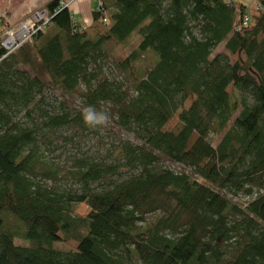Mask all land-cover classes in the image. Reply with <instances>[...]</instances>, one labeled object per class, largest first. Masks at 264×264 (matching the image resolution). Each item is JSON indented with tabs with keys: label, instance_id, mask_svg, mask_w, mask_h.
<instances>
[{
	"label": "trees",
	"instance_id": "trees-1",
	"mask_svg": "<svg viewBox=\"0 0 264 264\" xmlns=\"http://www.w3.org/2000/svg\"><path fill=\"white\" fill-rule=\"evenodd\" d=\"M103 1L0 48V264H264V0Z\"/></svg>",
	"mask_w": 264,
	"mask_h": 264
},
{
	"label": "crops",
	"instance_id": "crops-1",
	"mask_svg": "<svg viewBox=\"0 0 264 264\" xmlns=\"http://www.w3.org/2000/svg\"><path fill=\"white\" fill-rule=\"evenodd\" d=\"M53 0H0V20L4 23L16 25L21 22L27 15L37 12L43 8H48V4ZM234 2L236 5L247 8L249 11L256 7L258 0H253L249 6L244 0H225ZM69 4V10L73 13L74 18L82 25H89L92 19V13L99 7L98 0H62ZM0 21V22H1ZM2 22V23H3Z\"/></svg>",
	"mask_w": 264,
	"mask_h": 264
},
{
	"label": "rangeland",
	"instance_id": "rangeland-1",
	"mask_svg": "<svg viewBox=\"0 0 264 264\" xmlns=\"http://www.w3.org/2000/svg\"><path fill=\"white\" fill-rule=\"evenodd\" d=\"M245 3L247 4V6L251 5L253 3V0H244ZM98 2L100 3L101 2V6L104 8L105 6V3L103 0H98ZM257 2V0H256ZM98 3V5H99ZM64 4L66 6H69V4L67 2H64ZM257 5V3H256ZM255 5V6H256ZM258 6V5H257ZM260 6V5H259ZM251 6L249 7V11L250 10ZM100 9V8H99ZM98 10V9H97ZM33 13L27 15L25 18H27L28 16L32 15ZM32 17V16H31ZM24 18V19H25ZM23 19V20H24ZM1 21V20H0ZM47 21L46 20H41L40 21V24H39V27L44 24L45 22ZM51 22H53V18H51ZM93 22H94V19H93V13H92V19H91V23L89 25H84V26H92L93 25ZM20 23V22H19ZM18 23V24H19ZM51 24L50 22H47L45 24V26ZM44 26V27H45ZM51 25H49L50 27ZM48 27V26H47ZM42 28V27H40ZM46 28V27H45ZM48 29V28H47ZM41 30V29H40ZM40 30L37 31V33H32L33 35L29 36V39H28V36H26L25 34H23L24 36L26 37H18V42H14L13 43V46L10 47L12 49L13 52H11V49H5L9 54L11 53H14L15 51H18L19 49H22L25 45H27L28 43L33 46V44L35 43L34 41L31 42L33 40V38H35L37 36V34L40 32ZM28 39V41H26ZM0 41L4 42V36L0 38ZM26 41V42H25ZM24 42V43H23ZM139 38L138 37H134L132 43L129 45V46H126V47H123L122 45H115V44H110L108 45L105 50L108 52V57L110 59V62L113 63L115 65V63L117 62H120L124 59L125 56H127L133 49H135L137 47V44L139 43ZM154 56L152 54H149L148 56L146 57H143L142 59V62H143V66L144 68H146L147 66H151L154 62ZM237 59V57H233V60L235 61ZM232 91V88H230V92ZM49 93H51L53 96H57V97H62L61 96V93L59 91H49ZM67 98V97H66ZM77 101V100H75ZM192 103V101H188L186 106L188 107L190 104ZM178 123H179V119H178V114L171 120V122L169 123V125L167 126V130H173L176 126H178ZM89 212V209L87 207H82L81 209H79V211L77 212V214L81 215V216H85L87 215ZM68 248H75L77 246V244L73 241L69 242L67 245H66ZM58 248V246H56Z\"/></svg>",
	"mask_w": 264,
	"mask_h": 264
},
{
	"label": "built area",
	"instance_id": "built-area-1",
	"mask_svg": "<svg viewBox=\"0 0 264 264\" xmlns=\"http://www.w3.org/2000/svg\"><path fill=\"white\" fill-rule=\"evenodd\" d=\"M101 7L102 6H101V2H100L99 8H101ZM258 7H260V6L258 5ZM60 8H69V6H66L64 4V2H61ZM51 14L52 13H51V10L49 8H43L37 12H34L32 15L28 16L27 18L22 20L19 24H17L14 27H9L7 24H4L2 29L0 30V38H1V36H4V42L0 41V48L11 49L10 47L13 46V43L18 42V40H19L18 37L20 38V37L28 36V39H29V36L33 35L34 33H37L38 30L44 29L46 27L45 24L47 22L52 23L51 22ZM46 19H47V21L44 24H42L40 26L42 28H40L39 27L40 21L46 20ZM248 22H249V18L245 17L244 26H247ZM49 25H51V24H49ZM23 34H25L26 36H24ZM28 39L26 41H28ZM11 52H13L12 49H11Z\"/></svg>",
	"mask_w": 264,
	"mask_h": 264
},
{
	"label": "clouds",
	"instance_id": "clouds-1",
	"mask_svg": "<svg viewBox=\"0 0 264 264\" xmlns=\"http://www.w3.org/2000/svg\"><path fill=\"white\" fill-rule=\"evenodd\" d=\"M84 120L88 126L96 128L106 125L109 117L105 113H98L93 107L89 106L84 111Z\"/></svg>",
	"mask_w": 264,
	"mask_h": 264
}]
</instances>
